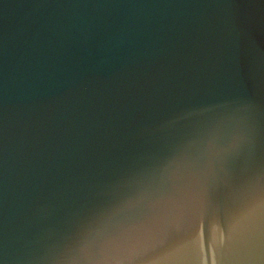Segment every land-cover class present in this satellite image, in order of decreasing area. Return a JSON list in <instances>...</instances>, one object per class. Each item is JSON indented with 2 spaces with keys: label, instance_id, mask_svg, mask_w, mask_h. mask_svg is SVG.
Listing matches in <instances>:
<instances>
[{
  "label": "water",
  "instance_id": "obj_1",
  "mask_svg": "<svg viewBox=\"0 0 264 264\" xmlns=\"http://www.w3.org/2000/svg\"><path fill=\"white\" fill-rule=\"evenodd\" d=\"M0 264H264V0H0Z\"/></svg>",
  "mask_w": 264,
  "mask_h": 264
}]
</instances>
